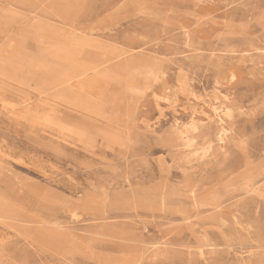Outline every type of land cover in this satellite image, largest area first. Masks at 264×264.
Returning a JSON list of instances; mask_svg holds the SVG:
<instances>
[{"label": "rangeland", "instance_id": "1", "mask_svg": "<svg viewBox=\"0 0 264 264\" xmlns=\"http://www.w3.org/2000/svg\"><path fill=\"white\" fill-rule=\"evenodd\" d=\"M0 264H264V0H0Z\"/></svg>", "mask_w": 264, "mask_h": 264}, {"label": "bare ground", "instance_id": "2", "mask_svg": "<svg viewBox=\"0 0 264 264\" xmlns=\"http://www.w3.org/2000/svg\"><path fill=\"white\" fill-rule=\"evenodd\" d=\"M203 196V195H202ZM201 197V196H200ZM196 206V205H195Z\"/></svg>", "mask_w": 264, "mask_h": 264}]
</instances>
